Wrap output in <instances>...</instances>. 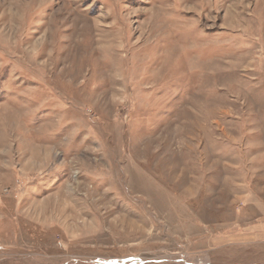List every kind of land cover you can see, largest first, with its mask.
<instances>
[{
	"label": "rangeland",
	"instance_id": "rangeland-1",
	"mask_svg": "<svg viewBox=\"0 0 264 264\" xmlns=\"http://www.w3.org/2000/svg\"><path fill=\"white\" fill-rule=\"evenodd\" d=\"M0 264H264V0H0Z\"/></svg>",
	"mask_w": 264,
	"mask_h": 264
},
{
	"label": "bare ground",
	"instance_id": "bare-ground-1",
	"mask_svg": "<svg viewBox=\"0 0 264 264\" xmlns=\"http://www.w3.org/2000/svg\"><path fill=\"white\" fill-rule=\"evenodd\" d=\"M162 30V29H161Z\"/></svg>",
	"mask_w": 264,
	"mask_h": 264
}]
</instances>
